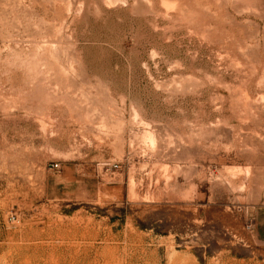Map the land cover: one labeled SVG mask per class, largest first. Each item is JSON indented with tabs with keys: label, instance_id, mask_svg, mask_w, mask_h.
<instances>
[{
	"label": "rangeland",
	"instance_id": "rangeland-1",
	"mask_svg": "<svg viewBox=\"0 0 264 264\" xmlns=\"http://www.w3.org/2000/svg\"><path fill=\"white\" fill-rule=\"evenodd\" d=\"M262 221L264 0H0V264H264Z\"/></svg>",
	"mask_w": 264,
	"mask_h": 264
},
{
	"label": "crops",
	"instance_id": "crops-1",
	"mask_svg": "<svg viewBox=\"0 0 264 264\" xmlns=\"http://www.w3.org/2000/svg\"><path fill=\"white\" fill-rule=\"evenodd\" d=\"M260 227L264 229V221H262L261 223H259ZM258 226V227H259ZM257 233V237L260 241H263L264 242V230L262 232H256ZM261 233V236L259 235Z\"/></svg>",
	"mask_w": 264,
	"mask_h": 264
},
{
	"label": "bare ground",
	"instance_id": "bare-ground-1",
	"mask_svg": "<svg viewBox=\"0 0 264 264\" xmlns=\"http://www.w3.org/2000/svg\"><path fill=\"white\" fill-rule=\"evenodd\" d=\"M148 137H149V135H148ZM147 138V137H146Z\"/></svg>",
	"mask_w": 264,
	"mask_h": 264
}]
</instances>
